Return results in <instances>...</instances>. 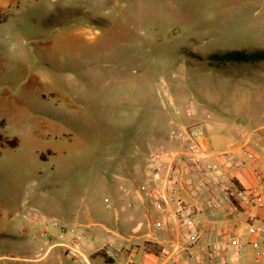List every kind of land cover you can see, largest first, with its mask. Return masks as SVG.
Listing matches in <instances>:
<instances>
[{
	"label": "rangeland",
	"instance_id": "1",
	"mask_svg": "<svg viewBox=\"0 0 264 264\" xmlns=\"http://www.w3.org/2000/svg\"><path fill=\"white\" fill-rule=\"evenodd\" d=\"M256 50L264 0H22L1 10L0 253L12 249L23 199L38 220L89 211L94 247L110 246L109 166L131 170L137 152L171 147L172 128L201 127L213 150L227 149L237 126L263 132L264 57H219Z\"/></svg>",
	"mask_w": 264,
	"mask_h": 264
},
{
	"label": "built area",
	"instance_id": "2",
	"mask_svg": "<svg viewBox=\"0 0 264 264\" xmlns=\"http://www.w3.org/2000/svg\"><path fill=\"white\" fill-rule=\"evenodd\" d=\"M168 138L171 147L147 152L142 166L145 181L136 189L138 197L148 198L154 210L161 215L153 220L152 225L168 232L181 233L186 247L200 244L199 253L215 264H229L230 260L248 248L252 252L253 262L260 264L264 258V220L259 221L255 215L248 216L245 221L248 240H243L231 228L218 230L214 225L201 233L193 219L201 202L197 198L186 201L176 196L174 184L186 180L194 194L205 192L210 215L222 212L228 218L237 219L244 210L264 208V158L259 159L247 148H243L241 156L236 159L232 158L230 150L210 152L204 145L201 127L197 125L172 128ZM248 166L252 167L257 186L244 188L228 179L229 170ZM38 225L40 235L49 245L46 253L58 247L75 264H93L82 233L71 232L67 236L54 218L38 220ZM53 227L59 229L56 235L49 231ZM182 247L176 243L172 251L161 254L160 264H186L181 254ZM103 251L109 253L106 247Z\"/></svg>",
	"mask_w": 264,
	"mask_h": 264
},
{
	"label": "crops",
	"instance_id": "3",
	"mask_svg": "<svg viewBox=\"0 0 264 264\" xmlns=\"http://www.w3.org/2000/svg\"><path fill=\"white\" fill-rule=\"evenodd\" d=\"M20 1L22 0H0V11L12 7ZM260 116L264 118V111L261 112ZM241 120L240 117H236L238 124ZM256 128L264 129V123L259 124ZM237 129H239V135L230 143L227 149L213 150L210 141L203 135V142L206 149L213 153L230 150L232 152V158L236 159L241 156V150L247 148L252 150L259 159H263L264 131L260 134H257L256 130L250 133H243L238 126ZM146 154L147 152H137L133 155V159L135 158L137 163L132 166L131 170H128L124 164L116 167L109 166L112 178L102 183L113 205L116 206L114 207L115 229L112 230L105 226L102 227V230L108 234L111 241L110 246L106 247L109 250L108 254L103 251L105 246L94 247L93 240L96 235L94 232H89L85 229L95 223L90 219L89 211L82 213L76 209L73 212L63 214L62 216L65 218L64 222H61L53 216L49 218L56 219L67 232V236L71 232H80L83 234L84 245L87 253L91 256L93 264H127L128 262L131 264H160L159 256L172 251L176 243L183 245L181 254L184 263L215 264L212 261L205 260L199 253L200 244L186 247L181 233L176 231L168 232L152 225L153 220L159 218L161 215L154 210L148 198L143 197L141 199L136 193L137 187L145 181L142 166L146 160ZM262 169L264 170V166H262ZM252 171V167L248 166L242 169L229 170L227 176L236 185L248 188L258 185ZM174 189L176 196L186 201H192L193 198H197L201 202L200 209L193 216L201 233L214 225L218 230L231 228L240 234L243 240H248L249 237L245 233V221L248 216L255 215L259 221L264 220V208L244 210L237 219L228 218L222 212H216L214 215H210L207 207L208 196L205 192L200 195L194 194L191 191L190 184L186 180L174 184ZM14 199L17 202L18 199ZM25 203L26 199L20 200L17 208L14 209L18 217V223L13 227L11 234L12 249L0 253V258L12 261L14 264H18L19 262L29 263L32 261H45L44 264H48L47 260H50V263L54 262V264L58 261L59 264H75L58 247H53L46 253L49 246L48 242L40 235L38 219L32 216L29 211H25ZM119 208L125 210L128 214V217L122 224L119 222ZM148 213H150V219L148 218ZM154 214H156L155 217ZM137 218H144L145 226L144 221L139 220L136 221L135 225H131V229L125 230L128 222ZM84 219L86 220L85 222H83ZM153 227L156 229H153ZM49 231L53 235H56L59 229L53 227ZM54 249H59V251L51 255ZM88 250L90 251L88 252ZM229 264H255L252 260L251 250L248 248L244 253L237 255L230 260ZM260 264H264V258Z\"/></svg>",
	"mask_w": 264,
	"mask_h": 264
},
{
	"label": "trees",
	"instance_id": "4",
	"mask_svg": "<svg viewBox=\"0 0 264 264\" xmlns=\"http://www.w3.org/2000/svg\"><path fill=\"white\" fill-rule=\"evenodd\" d=\"M219 57L225 59L226 61H238V60L251 61L256 57H264V52L261 50H256L255 52L246 54L241 51H230Z\"/></svg>",
	"mask_w": 264,
	"mask_h": 264
}]
</instances>
